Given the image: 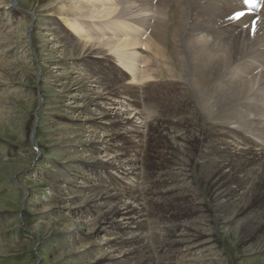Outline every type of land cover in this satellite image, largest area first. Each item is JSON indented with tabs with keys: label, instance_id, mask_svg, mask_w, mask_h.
<instances>
[{
	"label": "bare ground",
	"instance_id": "1",
	"mask_svg": "<svg viewBox=\"0 0 264 264\" xmlns=\"http://www.w3.org/2000/svg\"><path fill=\"white\" fill-rule=\"evenodd\" d=\"M46 1L47 16L58 14L64 25L62 31L71 36L69 39L79 40V45L72 46L74 51L81 48L78 58L103 55L114 62L113 74L123 72L127 86L136 87L133 91L141 90L137 84L143 83L154 93L153 99L158 97L161 103L169 99L173 105L165 109L168 123L155 127L154 135L156 141L167 147V161L145 186L139 182L142 171L136 167L143 153L141 146L138 145V151H128L138 154L129 158L119 151L116 136L141 141V136H146L147 128L152 126L149 115L140 114L138 120L146 124L138 128L134 121L122 119L118 112L111 114L97 106L92 113L98 116L94 120L90 118L93 115L89 103L74 107L75 116L85 120L83 126L73 129L71 137L83 141L80 144L92 157L94 167L110 169L124 176L129 184L126 193L123 184L126 181L117 184L108 178L107 183L100 185L102 188L105 184V195L102 192L91 195L96 186L89 181L80 187L86 189L82 203L89 207V214L96 208L99 223L111 229L109 240H115V244L109 251L116 253L112 260L126 254L124 260L114 264H130V258L144 260L149 253L151 229L147 220L150 213L142 204L149 196L168 206L187 205L180 200L179 193L191 184L195 167L203 182L213 190V211L224 228L236 236L240 228L249 227L253 231L259 227L264 222V207H251V204L262 188L264 191V0H252L248 4L237 0ZM236 10L243 11L244 17L230 21L228 17ZM40 56L42 62L48 58L47 54ZM82 77L72 78L71 82L72 87L81 84L78 89L84 92L82 82L86 78ZM71 82L62 90H68ZM127 86L121 85L123 89ZM134 93L137 96V91ZM124 95L129 94L124 92ZM84 97L88 96L79 99ZM153 119L154 122L165 120L161 116ZM87 125L93 132L85 138L81 130ZM116 125L120 129L115 136L112 129ZM100 154L106 157L104 163L96 157ZM136 176L139 179L133 185L130 182ZM75 194L78 197L83 193L79 190ZM241 195L246 202L240 201ZM193 199L197 201L198 197ZM195 204L198 207L200 201ZM144 212H148L146 217ZM165 220V225H161L164 227L161 247L166 252L182 253L183 257L178 259L181 264H213L220 260L211 227L198 208H185L179 215H168ZM246 234L248 243L250 233ZM190 247L196 252L190 254ZM255 248L250 247L251 256L264 255V251Z\"/></svg>",
	"mask_w": 264,
	"mask_h": 264
},
{
	"label": "rangeland",
	"instance_id": "2",
	"mask_svg": "<svg viewBox=\"0 0 264 264\" xmlns=\"http://www.w3.org/2000/svg\"><path fill=\"white\" fill-rule=\"evenodd\" d=\"M2 1H0V51L2 50L0 264H114V261L124 260L126 254L112 260L116 253L109 251V247L115 241L109 240L111 229L108 230L104 224L99 223L96 208L89 214L87 211L89 207L82 203L86 189L80 187L85 183L87 185L89 181L96 186L91 195L100 192L105 195L103 191L105 184L101 188V182L107 183L110 178L121 184L126 180L123 179L124 176L110 169L99 170V165L94 167L92 157L86 154V150H83L80 144L83 141L71 137L73 129L84 124L82 120H85L75 116L74 107L81 103H89L91 114L97 106L111 114L118 112L122 119L134 121L138 128H144L146 124L145 121L142 123L138 120L140 114L149 115L148 119L150 118L152 126L147 128L146 136H141L143 137L141 141L135 138L132 140L118 138L116 132H119V125L112 129V134H116V145H119V151L125 154L124 156L135 158L138 154L135 156V153L128 151H138V145L141 146L143 153L139 156L140 163L136 164V167H140L142 175L140 179L136 176L130 183L136 185L139 179L144 185L167 161V147L162 141H156L154 135L157 134L155 127L168 123L165 109L169 105L173 106L172 102L168 99L161 103L158 97L153 99L154 93H151L149 88L146 89L143 83H140L141 86L137 84L141 90H134L137 91L136 96L133 91L136 87L127 86V81H123L125 76L123 72L113 74L114 62L108 61L103 55L78 58L81 48L74 51L72 46L76 43L79 45V40L69 39L71 36L62 31L61 27L64 25L58 14L47 16L44 10L47 6L46 0ZM51 17L55 19L48 21ZM47 22L49 24H46ZM56 32L62 35L53 36L52 34ZM40 53L47 54V60L42 62ZM80 77L86 78L82 82L84 92L78 89L81 84L72 87L71 79ZM69 82L71 83L68 90H62ZM123 84L132 91L129 88L123 89ZM124 92L129 95H124ZM84 95L88 97L79 99ZM89 97H96L95 101L89 102ZM92 115L91 119H97V114ZM160 116L165 120L153 121L154 117ZM101 123L104 124L106 121ZM81 131L86 138L93 129L87 125ZM194 149L195 147L193 151ZM104 156L96 155L98 161L102 163L106 161ZM193 175V178H190L191 184L185 185L179 193L180 200L186 201L187 205L176 203L168 206L162 201L158 203L147 197L144 202L147 204L143 203L142 206L150 213L147 219L151 229L149 253L141 262L139 258H130L128 262L181 264L178 259L183 257L182 253L166 252L162 249L164 232L161 229L164 227L161 225H165L166 216L179 215L183 209L194 206L202 211L204 219L208 221L216 249L221 253L220 260L213 264H264V255L251 256L249 252L250 247L264 251V222L253 231L249 227L240 228L235 236L232 230L223 227L222 220L216 219L213 190L203 182L197 167L194 168ZM125 183L124 191L129 185L127 181ZM112 186L114 190L115 185ZM79 190L83 194L76 197L75 192ZM262 190L263 188L252 199L251 207L254 205L264 207ZM125 192L129 193V190ZM194 197H198V200L194 201ZM127 198L128 196L125 199ZM240 198L241 202L247 201L244 200V196ZM198 201L200 204L197 207L195 203ZM242 211H239L240 215ZM148 212H144L145 217ZM217 214L219 215V212ZM220 215L225 217L224 214ZM241 216L244 219L245 216ZM155 218L158 219L155 221ZM246 233H250L248 243L244 238ZM160 241L161 244L158 243ZM195 252L196 249L190 247L189 253ZM207 256L213 258V255Z\"/></svg>",
	"mask_w": 264,
	"mask_h": 264
},
{
	"label": "snow or ice",
	"instance_id": "3",
	"mask_svg": "<svg viewBox=\"0 0 264 264\" xmlns=\"http://www.w3.org/2000/svg\"><path fill=\"white\" fill-rule=\"evenodd\" d=\"M240 4H248L251 3L252 0H237ZM245 13L243 11L236 10L234 15H230L228 19L230 21H240L244 17Z\"/></svg>",
	"mask_w": 264,
	"mask_h": 264
}]
</instances>
